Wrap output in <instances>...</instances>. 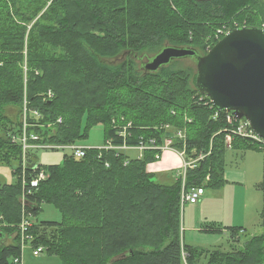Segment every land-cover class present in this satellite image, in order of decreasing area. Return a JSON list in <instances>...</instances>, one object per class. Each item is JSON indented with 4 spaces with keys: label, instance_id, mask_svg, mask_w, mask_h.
<instances>
[{
    "label": "trees",
    "instance_id": "trees-1",
    "mask_svg": "<svg viewBox=\"0 0 264 264\" xmlns=\"http://www.w3.org/2000/svg\"><path fill=\"white\" fill-rule=\"evenodd\" d=\"M260 3L0 0V164L11 168L15 178L12 184L0 182V264H21L23 209L38 217L46 203L59 209L63 221L36 223L29 233L32 245L45 247L60 264H184L183 252L187 264L205 259L207 250L186 244L182 236L181 183H159L147 170L156 161L153 151L127 166L113 152L101 159L95 150L85 159L66 153L62 164L44 167L50 177L26 195L23 207V149L12 141L7 111L24 118L26 109L27 137L37 135L39 144L59 147L88 139L99 124L105 141L122 144L111 126L114 118L134 125L129 145H137L140 137L161 140L165 133L155 127L162 124L186 128L188 151L210 152L188 172L189 186L210 175L209 186L221 188L226 183L228 114L204 105L210 100L197 90L192 70L170 65L147 74L135 56L157 54L166 45L194 47L205 55L218 42L215 33L223 24L241 25L245 19L248 26L260 27L264 22L257 24L255 11L263 12ZM124 53L127 59L117 62ZM50 91L53 98H48ZM35 112L39 120L33 118ZM17 125L22 135L24 121ZM231 147L264 154V147L237 135ZM258 190L264 231V170ZM228 230L235 244L248 234L243 227ZM243 247L234 252L218 248L207 254L208 264L264 263V232Z\"/></svg>",
    "mask_w": 264,
    "mask_h": 264
},
{
    "label": "rangeland",
    "instance_id": "rangeland-1",
    "mask_svg": "<svg viewBox=\"0 0 264 264\" xmlns=\"http://www.w3.org/2000/svg\"><path fill=\"white\" fill-rule=\"evenodd\" d=\"M261 3V11H259L258 8H255V11L258 13V16L260 17L257 19V24L259 22H264V0H260ZM243 23L241 24L243 27H250L247 25V22L242 20ZM234 23V22H233ZM238 23V22H236ZM225 24H231V22H227ZM239 24V23H238ZM224 25V24H223ZM222 25V26H223ZM221 26V27H222ZM220 28V27H219ZM218 28V29H219ZM264 30V23L260 25V27ZM217 29V30H218ZM217 33V31H216ZM215 33V34H216ZM154 54L149 55H141V56H135V61L137 62L139 66V70L142 67V63L146 62L149 57H152ZM128 54L124 53L121 57L119 56L115 60L117 62H121L123 60L127 59ZM170 66V65H169ZM171 67L175 70H186L190 69L192 70V73L197 75V63L194 59H180L177 61H174L171 64ZM142 70V69H141ZM9 117L13 120L12 124L10 125L9 132L11 134H15L16 136H19V128L17 123L24 121V118H22L20 115L17 116L16 110L9 109L7 111ZM105 129L104 126L99 124L97 126H94L91 128L89 132L88 139L80 141L79 145H85V146H92L94 148L102 147L105 143ZM232 143V142H231ZM227 150H236L235 148L231 147V144L227 143ZM53 151H41L37 154V157L39 159V162L42 163L45 166L52 165L51 163H56L58 161L57 157H62L61 154L52 153ZM130 155L132 157H136L139 155V151L132 150L129 151ZM66 154V153H65ZM69 155V154H66ZM32 157V153L30 152L28 154L29 163L28 165H32L35 159H30ZM1 163V162H0ZM226 164L227 168L232 171H241L244 174L245 181L240 184H234L230 183L227 185V181L225 185L221 188H214L206 187L205 194L201 198V200L193 205L186 203L182 205V230L185 229V233H188V230L190 227L196 226L198 228L197 232L200 233V227H197V222L202 216L206 214L202 218V221H206L207 216H211V218H222V216L225 214L227 217L230 216L233 219H235V226L240 225L238 222H241V217L248 216L250 219L249 223L251 226L256 222H259L257 224H261V209L263 205L262 196L260 194V191L258 190L259 184L263 181V170H264V154L261 153L258 150L255 149H248L244 150L243 153H239L238 155L233 153L226 154ZM0 167H6L4 165L0 164ZM4 169V168H3ZM148 172L152 173L155 177V180L162 184H173L174 180H172V173L183 171V160L182 158L175 152L172 151H165L162 153L161 159L156 160L153 163H150L147 166ZM7 173L10 176L12 182L15 180L11 168L7 169ZM50 177V176H49ZM48 177V178H49ZM48 180V179H47ZM0 181L6 182V179H3L0 176ZM203 182V181H202ZM201 182V183H202ZM3 183V182H1ZM259 191V192H258ZM233 199V206H229V201ZM182 204V203H181ZM196 209H199V212H196ZM33 221L36 222L38 220L39 222H62L64 217L62 213L59 211V209L53 205V204H43L41 207V212L38 215V217H33ZM258 220V221H257ZM227 221H224V223H221V226L223 228L229 229L227 226ZM204 223V232L210 233V234H216L215 237L220 236L222 238L221 241L215 242L212 241L211 236L201 233L203 235H208L210 238H206L205 241H197L196 244L193 245V247L199 248L202 251L207 250V254H211V252L216 251L218 248H223L225 251H231L234 252V250L239 251L242 250L244 247L245 241H247L250 237L249 234H242L239 237L236 238V240H239L236 242V245L233 247H230V244L228 242L229 237L224 236L222 237L223 232H214L209 230L211 227L210 223ZM245 224V223H242ZM247 224V223H246ZM260 228V227H259ZM253 229L249 228V232L254 235H261L264 231L262 228L260 229ZM216 231V229H214ZM256 230V231H255ZM7 244L11 243L10 238L9 240L5 241ZM235 244V241H233ZM5 243V244H6ZM239 244V245H238ZM46 253V252H45ZM41 255L40 257L33 256V252L31 249H26L24 251V264H41V263H47L52 261V257L45 254ZM205 255V259L201 261L200 264H208L210 261V256ZM23 256V255H22ZM188 254L186 252H183V261L184 264H187L186 259L188 258ZM57 259V258H55ZM31 260H34V263H32ZM264 264V263H263Z\"/></svg>",
    "mask_w": 264,
    "mask_h": 264
},
{
    "label": "built area",
    "instance_id": "built-area-1",
    "mask_svg": "<svg viewBox=\"0 0 264 264\" xmlns=\"http://www.w3.org/2000/svg\"><path fill=\"white\" fill-rule=\"evenodd\" d=\"M240 24L234 22L231 24H224L217 30L215 38L219 42L225 35L230 33L231 31L241 28ZM217 42V43H218ZM216 43V44H217ZM215 44V45H216ZM214 45V46H215ZM213 46V47H214ZM212 47V48H213ZM211 46L208 47V52L212 49ZM53 93L50 91L48 93V98H53ZM208 105V103H207ZM26 113L27 110H24V133L22 135L16 136L11 134L12 141L20 145L23 149V174H22V186H23V194H22V204L25 207L26 195H32L34 191L39 187L40 183L45 182L48 179V175L45 172V165L41 163H32V165H28L29 158L28 154L31 152L41 151H64L65 153H69L72 157L76 159H85L90 151H98V158L101 159L104 153L113 152L116 157L124 158L125 166L129 165L131 160L133 159H143L145 152L153 151L156 152L155 159L160 160L162 153L165 151H172L177 153L183 160V171L173 172L172 180L181 183V203L182 205L189 204H197L203 195L205 194L206 187L210 184L211 176L208 175L202 183L189 186L187 182V175L189 171H193L197 169L206 159V157L210 154L205 153L204 151L198 152L197 150H193L191 152L188 151L187 148V129L179 128L172 124H162L161 126L155 127L159 129L161 132H164V136L161 140L158 138H150L147 139L145 137H140L137 145H129L127 141L131 138V131L134 128L132 122L126 121L124 118H114L112 120L111 126L112 129L117 133L119 139L123 141L122 144H116L114 140L105 141L104 145L99 148H94L92 146L79 145V142H76L73 145L66 147L52 146V145H42L39 144L41 138L37 135H32L31 137H27L26 135ZM218 114L215 116L217 117ZM33 118L39 120L41 116L35 112L33 114ZM188 123H191L192 120L188 119ZM58 122H62L59 119ZM227 124L229 125V135L227 137V143L229 145L232 142V137L234 135L241 136L243 138H248L256 143L257 145L264 147V139L260 136L256 135L255 132L250 128L248 122H243L237 120L233 115L227 116ZM30 141H32L30 143ZM137 150L139 151V155L136 157H132L129 151ZM30 159H33L31 157ZM108 166V165H107ZM29 171H32V174H28ZM34 216L28 214L25 209H23V216L21 224L19 225L20 235H21V245L22 252L28 248L33 252V256L40 257L43 253H45L46 248L39 246L34 247L32 242L35 240L34 236L31 235L30 229L34 227L36 222L33 221ZM22 262V258L20 263Z\"/></svg>",
    "mask_w": 264,
    "mask_h": 264
},
{
    "label": "water",
    "instance_id": "water-1",
    "mask_svg": "<svg viewBox=\"0 0 264 264\" xmlns=\"http://www.w3.org/2000/svg\"><path fill=\"white\" fill-rule=\"evenodd\" d=\"M188 58L197 63L199 93L219 111L247 120L264 138V30L235 29L205 55L194 47L166 45L143 62L141 69L147 74L156 73L176 60Z\"/></svg>",
    "mask_w": 264,
    "mask_h": 264
},
{
    "label": "crops",
    "instance_id": "crops-1",
    "mask_svg": "<svg viewBox=\"0 0 264 264\" xmlns=\"http://www.w3.org/2000/svg\"><path fill=\"white\" fill-rule=\"evenodd\" d=\"M41 152V150L37 151V152H32V157L34 160L33 163H40L39 162V159L37 157V154ZM233 153V154H236L238 155L239 153H243L244 154V150H229L228 153ZM52 153H57V154H61L62 157H57L58 161L56 163H51L52 165H59V164H62L63 160H64V157H65V152L64 151H53ZM42 164V163H41ZM4 168V169H3ZM9 167H0V176L3 178V179H6V182L4 181H0V182H3V183H7V184H12L14 183V181L12 182L10 176L8 175L7 173V169ZM12 171V170H11ZM224 179L225 181H227V185H229L230 183H234V184H240V183H243L245 181L244 179V174L241 172V171H232L231 169L229 170L227 168V164H226V169H225V174H224ZM259 192V191H258ZM261 196H262V200H263V195L262 193L260 192ZM229 206H233V199H231L229 201ZM262 209H263V205H262ZM262 209H261V212H262ZM196 212H199V209H196ZM260 212V213H261ZM206 216V214L204 215ZM202 216V218L204 217ZM202 218H200L197 222V227H200V233L197 232L198 228H196V226H194L193 228L190 227L189 230H188V233H185V229L182 230V236H183V239L185 241L186 244L188 245H191L193 246L194 244L197 243V241H205L206 238H210V236L208 235H213L211 236L212 238V241H215V242H219L222 240V238L220 236H217L215 237L214 235L216 234H210V233H207V232H204V223H207V222H210V223H213V224H210L208 223V225L210 224L211 227H214V229H220V232H223L222 233V237L224 236H228L229 239H228V242L230 244V247L231 245L234 243L232 240H230V232L227 228H223L220 224L221 223H224V221H227L225 223H227V226H229L228 228H235V227H243L244 229H246L247 233L250 235V237H253L256 235V233L254 235H252L250 232H249V228H252L254 227V229H258L259 227L261 228V224L259 226V222H256V224L254 223L252 226L249 224L251 223L250 222V219L248 216H245V217H241V222H238L240 225L238 226H235L234 227V224L232 223H235V219H233L232 217L230 216H226L225 214L222 216V218H211V216H207L206 217V221H202ZM258 221V220H257ZM36 223L38 224L39 221L36 220ZM242 223H245V224H242ZM247 223V224H246ZM259 228V229H260ZM255 230V231H256ZM201 233H204V234H208V235H203ZM11 241V240H10ZM236 245V244H235ZM239 245V244H238ZM221 250L225 251L222 247H221ZM228 252V251H227ZM48 255V253H45ZM44 255V253L42 254ZM57 258L56 256L52 257V261L47 262V263H41V264H60V261L59 259H55ZM32 263H34V260H31ZM21 264H24V254L22 256V262ZM29 264V263H28Z\"/></svg>",
    "mask_w": 264,
    "mask_h": 264
},
{
    "label": "bare ground",
    "instance_id": "bare-ground-1",
    "mask_svg": "<svg viewBox=\"0 0 264 264\" xmlns=\"http://www.w3.org/2000/svg\"><path fill=\"white\" fill-rule=\"evenodd\" d=\"M159 52V51H158ZM177 61V60H176ZM205 96V95H204ZM206 97V96H205ZM207 98V97H206ZM208 99V98H207ZM210 100V99H209ZM201 101H204V97H202L201 98ZM207 103H208V105H207ZM204 105L205 106H209L210 108H215V109H217L214 105H213V103H212V101L210 100V102H205L204 103ZM218 110V109H217ZM219 111V110H218ZM219 112H221V111H219ZM223 113H225V112H223ZM227 114L228 115H233L237 120H239V121H243V122H248L247 120H244V119H239L238 117H236L234 114H232V113H229V112H227ZM227 115V116H228ZM249 123V122H248ZM250 125V124H249ZM250 128L252 129V127L250 126ZM253 130V129H252ZM254 131V130H253ZM255 132V131H254ZM230 133H228V135H229ZM255 134L256 135H258L256 132H255ZM228 135H227V137H228ZM258 136H260V135H258ZM227 137H226V140H227ZM241 137V136H240ZM261 137V136H260ZM262 138V137H261ZM264 139V138H263Z\"/></svg>",
    "mask_w": 264,
    "mask_h": 264
}]
</instances>
